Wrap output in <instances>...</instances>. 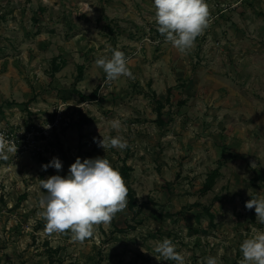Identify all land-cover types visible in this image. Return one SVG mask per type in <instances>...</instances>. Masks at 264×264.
<instances>
[{
  "label": "rangeland",
  "instance_id": "374dc122",
  "mask_svg": "<svg viewBox=\"0 0 264 264\" xmlns=\"http://www.w3.org/2000/svg\"><path fill=\"white\" fill-rule=\"evenodd\" d=\"M206 2L210 27L185 55L157 31L153 0H0V120L50 125L13 167L0 264H175L155 257L164 238L185 264H239L243 240L264 230L245 207L264 194V0ZM109 46L134 80L105 83L94 61ZM101 135L129 147L104 150ZM53 157L59 172L42 168ZM77 157L125 160L136 199L83 243L47 234L37 215L40 180Z\"/></svg>",
  "mask_w": 264,
  "mask_h": 264
},
{
  "label": "clouds",
  "instance_id": "9594fccd",
  "mask_svg": "<svg viewBox=\"0 0 264 264\" xmlns=\"http://www.w3.org/2000/svg\"><path fill=\"white\" fill-rule=\"evenodd\" d=\"M157 31L165 37V42L181 54H189L195 47L197 37L210 27L211 14L206 0H153ZM112 54L98 57L94 63L106 74L105 83L121 77L135 79L127 66L125 53L109 46ZM111 128L119 131L121 120L113 119ZM102 136V135H101ZM94 142L104 150L116 148L124 150L128 141L121 135H103ZM15 140L7 139L0 132V160H8V154H16ZM52 167L62 170L59 158L42 165L44 170ZM44 190L39 199L37 213L45 221L47 234H69L73 241L83 243L94 235L96 226L108 225L118 213L128 206V188L118 169L113 168L104 157L84 159L79 157L69 167L68 175H52L40 180ZM247 209L255 208L256 219L264 224V194L245 203ZM157 260L174 261L185 264V256L177 251V245L169 238L157 241L154 248ZM242 259L239 264H264V230L253 229V234L240 245ZM206 264H218L217 258L208 256ZM201 264H205L201 261Z\"/></svg>",
  "mask_w": 264,
  "mask_h": 264
},
{
  "label": "built area",
  "instance_id": "2783aa9c",
  "mask_svg": "<svg viewBox=\"0 0 264 264\" xmlns=\"http://www.w3.org/2000/svg\"><path fill=\"white\" fill-rule=\"evenodd\" d=\"M27 122L20 115L12 120H0V132L4 133L7 139L15 140L17 145L16 154H8V160H0V218L3 214H8V209L12 206L8 202L7 194L10 190L13 167L18 157L24 152L33 149L50 132V125L26 124Z\"/></svg>",
  "mask_w": 264,
  "mask_h": 264
},
{
  "label": "trees",
  "instance_id": "16d2710c",
  "mask_svg": "<svg viewBox=\"0 0 264 264\" xmlns=\"http://www.w3.org/2000/svg\"><path fill=\"white\" fill-rule=\"evenodd\" d=\"M83 66L84 65H82V64L79 66V69L81 72L83 71V68H84ZM92 94H95V91H93ZM131 169H132L131 165L127 164L126 161L124 160L121 167L118 170L120 171L122 176L124 178H126V177H129ZM218 174H219V167H216L209 173V175H208V177L204 183V189L211 188V186H212V184H213V182H214V180ZM127 188L129 190V192H128L129 204L131 207H133L136 204L135 195H134L133 189L131 187H127Z\"/></svg>",
  "mask_w": 264,
  "mask_h": 264
}]
</instances>
